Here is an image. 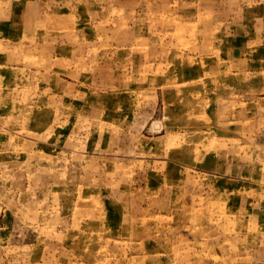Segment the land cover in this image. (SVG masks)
<instances>
[{
	"label": "rangeland",
	"instance_id": "rangeland-1",
	"mask_svg": "<svg viewBox=\"0 0 264 264\" xmlns=\"http://www.w3.org/2000/svg\"><path fill=\"white\" fill-rule=\"evenodd\" d=\"M0 264H264V0H0Z\"/></svg>",
	"mask_w": 264,
	"mask_h": 264
}]
</instances>
